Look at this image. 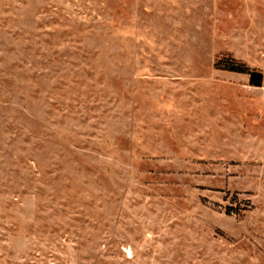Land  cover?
I'll use <instances>...</instances> for the list:
<instances>
[{"label": "rangeland", "instance_id": "1", "mask_svg": "<svg viewBox=\"0 0 264 264\" xmlns=\"http://www.w3.org/2000/svg\"><path fill=\"white\" fill-rule=\"evenodd\" d=\"M0 264H264V0H0Z\"/></svg>", "mask_w": 264, "mask_h": 264}, {"label": "trees", "instance_id": "2", "mask_svg": "<svg viewBox=\"0 0 264 264\" xmlns=\"http://www.w3.org/2000/svg\"><path fill=\"white\" fill-rule=\"evenodd\" d=\"M230 70L233 71H238V72H245L250 74V83L255 86H261L262 85V80H263V75L260 72H255V71H250L247 68H244L243 64H232L229 68Z\"/></svg>", "mask_w": 264, "mask_h": 264}]
</instances>
